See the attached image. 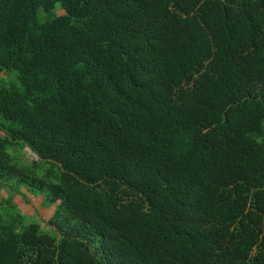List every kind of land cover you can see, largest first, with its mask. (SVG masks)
I'll return each instance as SVG.
<instances>
[{
	"label": "trees",
	"instance_id": "1",
	"mask_svg": "<svg viewBox=\"0 0 264 264\" xmlns=\"http://www.w3.org/2000/svg\"><path fill=\"white\" fill-rule=\"evenodd\" d=\"M1 190L0 264H264V0H0Z\"/></svg>",
	"mask_w": 264,
	"mask_h": 264
},
{
	"label": "rangeland",
	"instance_id": "2",
	"mask_svg": "<svg viewBox=\"0 0 264 264\" xmlns=\"http://www.w3.org/2000/svg\"><path fill=\"white\" fill-rule=\"evenodd\" d=\"M57 13H61V10H57ZM26 154L29 158L34 157L24 148ZM7 196V193L3 190L0 191V197ZM11 203L17 208V210L24 214L27 218H33L40 222V224L45 223L48 217L53 211V205L48 207H43L40 204V196H32L24 192V195H14L11 197Z\"/></svg>",
	"mask_w": 264,
	"mask_h": 264
}]
</instances>
